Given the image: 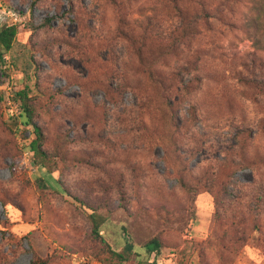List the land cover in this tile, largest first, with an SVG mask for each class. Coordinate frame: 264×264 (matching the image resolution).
<instances>
[{"label":"rangeland","instance_id":"374dc122","mask_svg":"<svg viewBox=\"0 0 264 264\" xmlns=\"http://www.w3.org/2000/svg\"><path fill=\"white\" fill-rule=\"evenodd\" d=\"M210 1L0 0V26L19 28L9 76L0 68V264L34 253L104 264L92 255L91 209L110 211L102 233L117 252L128 247L125 264L148 259L155 236L166 245L159 264H264V47L251 25L264 0H242L221 36L196 24L177 56L152 67L164 86L119 33L140 38L151 22L168 39L182 28L178 10L192 19ZM25 86L43 150L64 162L44 167L30 151L16 101ZM169 86L181 90L175 119Z\"/></svg>","mask_w":264,"mask_h":264},{"label":"trees","instance_id":"16d2710c","mask_svg":"<svg viewBox=\"0 0 264 264\" xmlns=\"http://www.w3.org/2000/svg\"><path fill=\"white\" fill-rule=\"evenodd\" d=\"M39 0H35L37 2ZM216 1V0H212ZM210 1V4L215 2ZM242 0H218L217 3L209 8L202 6V10L199 14H196L192 19L188 18L186 12L178 10V18L182 23V28L179 31L172 33L168 39H166V34L158 32L153 26H150L145 30L144 34L137 38V36L130 32H124L119 30L120 36L130 45L133 50L134 55L140 60L143 67L144 73L148 74L150 79H153L156 83L164 86V79L162 76L157 75L152 67L160 63L166 56L173 55L177 56L180 51L181 45L185 42V39L193 35L195 25L199 22H203L205 26L212 32L218 33L219 36L224 34L225 29L237 27V23L234 22L235 6H237ZM34 2V3H35ZM256 17L251 21L252 28L256 33H261V38L257 41L261 44V48L264 47V1L258 4L256 10ZM217 24L220 28L216 30L213 26ZM19 33V28L15 24L7 25L4 24L0 26V68L2 69L5 76H9L8 71L10 66H8L6 57L10 54L11 49L17 39ZM153 37V39H152ZM151 38V39H149ZM151 40L154 43V48L148 44L147 40ZM152 49V50H150ZM155 76H158L155 77ZM37 78V76H35ZM36 89L39 86L36 84ZM141 89V88H140ZM181 90L176 89L173 86H169L166 90L163 89L162 98L164 99V104L171 111V117L175 119L174 107L172 105L173 101L181 95ZM166 93V94H165ZM32 90L25 86L22 90L16 93V101L19 107V117L21 126L24 128H33L35 139L31 142L29 149L36 157V162L44 167H49L51 163L56 161L55 159H61L65 161V157L58 153L53 155L48 154L43 150L44 137L41 129L36 125V118L38 116V107L34 103L32 98ZM176 96V97H174ZM178 96V97H177ZM175 103V102H174ZM178 103V102H176ZM191 120H196L197 111L195 107L190 108ZM174 131H179L180 127L178 124H172ZM56 155V156H55ZM178 183L182 189L188 194L190 201L195 203L198 191L193 187V185L186 180L183 172H181L178 177ZM83 205V203H82ZM110 211L106 210L101 212L91 209L89 214V222L91 227L92 243L94 245L92 255L104 264H125L129 261L132 253L128 252V247H124L122 252H117L105 238L102 233L103 226L109 221ZM124 231L127 232L126 229ZM127 244V242H126ZM130 248L133 249L131 246ZM166 248L165 243L159 236L153 237L148 241L144 249L146 251L148 259L143 261L139 260V264H159L158 259L162 251ZM187 248H184L179 252L181 257H185ZM128 252V253H127ZM52 261L49 258L41 259L37 254H33V259L31 264H51ZM183 264V263H182Z\"/></svg>","mask_w":264,"mask_h":264},{"label":"built area","instance_id":"2783aa9c","mask_svg":"<svg viewBox=\"0 0 264 264\" xmlns=\"http://www.w3.org/2000/svg\"><path fill=\"white\" fill-rule=\"evenodd\" d=\"M9 15H11V16H16V14L13 13V12H11V11L9 12ZM2 21H4V23H7L5 19H3ZM7 25H9V24H7Z\"/></svg>","mask_w":264,"mask_h":264}]
</instances>
